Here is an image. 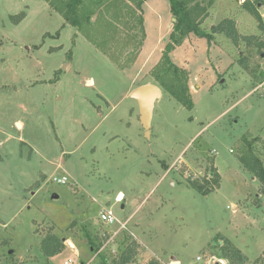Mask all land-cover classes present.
<instances>
[{
	"label": "rangeland",
	"instance_id": "374dc122",
	"mask_svg": "<svg viewBox=\"0 0 264 264\" xmlns=\"http://www.w3.org/2000/svg\"><path fill=\"white\" fill-rule=\"evenodd\" d=\"M249 1L256 0L191 6L205 9V32L233 19L242 37L264 42L244 9ZM146 4L143 45L121 69L46 1L0 0V264H46L41 243L48 235L65 244L52 264L74 256L76 264H113L130 237L139 245L133 264H230L223 239L247 264L264 258V185L238 159L247 135L264 166V83L251 78L264 72V50L256 41L235 45L214 34L209 43L191 34L171 53L189 73V112L152 77L174 31L170 0ZM21 15L20 23L11 20ZM130 33L141 39L138 30ZM122 47L123 65L134 49ZM145 85L163 92L150 137L131 98ZM215 160L220 187L203 196L189 180L212 179ZM62 177L67 184L56 183ZM107 209L127 229L99 222Z\"/></svg>",
	"mask_w": 264,
	"mask_h": 264
},
{
	"label": "trees",
	"instance_id": "16d2710c",
	"mask_svg": "<svg viewBox=\"0 0 264 264\" xmlns=\"http://www.w3.org/2000/svg\"><path fill=\"white\" fill-rule=\"evenodd\" d=\"M56 11L65 22L75 28L87 41L95 48L111 59L121 69H127L134 64L136 55L143 45L145 38V25L143 16V5L148 0H44ZM194 0H170L171 11L176 19L174 31L171 34L170 42L167 44L161 61L152 71V77L174 101L191 112L195 108L194 101L190 92L189 73L178 67L171 59V53L176 47L191 35L198 38H206L209 43L213 40V35L223 34L225 37L238 45L244 41L249 45L255 42L259 52L264 50V42L256 36L242 37L236 28V23L232 19H226L219 25L213 27V32L208 33L201 29V19L205 15V9H199L198 5L191 4ZM260 0L255 2H245L244 9L259 23V29L264 32V23L259 13L258 5ZM261 5H264L261 4ZM24 15L12 16L11 20L18 24ZM95 17V20H93ZM124 22V23H123ZM133 22V23H132ZM127 27L128 35L120 31V24ZM124 26V27H125ZM125 27V28H126ZM138 30L141 39L131 35V31ZM124 35V41L117 42L118 36ZM258 41V42H257ZM116 44L120 48H116ZM131 46L133 54L123 65L121 58L124 48ZM134 55V57H132ZM239 64L245 71L249 70L247 60L241 59ZM260 70V67H258ZM255 83H264V72L257 76H251ZM238 159L244 168L252 173L264 185V166L263 162L256 155L252 139L247 135L241 139L238 149ZM214 174V175H213ZM212 174V179L189 180V186L203 196L210 195L220 187V175L216 172ZM127 248L122 252L119 259H115L113 264H133L137 258L138 243L131 237ZM220 239V238H219ZM219 239L215 240L217 242ZM225 247L222 248V256L230 261V264H247L248 257L242 253L229 239H223ZM65 250L64 242L56 235H48L41 243L42 254L46 258L55 257ZM264 254V253H263ZM150 264H159L153 261ZM255 264H264V258L259 257Z\"/></svg>",
	"mask_w": 264,
	"mask_h": 264
},
{
	"label": "water",
	"instance_id": "95a60500",
	"mask_svg": "<svg viewBox=\"0 0 264 264\" xmlns=\"http://www.w3.org/2000/svg\"><path fill=\"white\" fill-rule=\"evenodd\" d=\"M176 22L175 19H173ZM139 107V120L146 137H150L156 103L162 98L161 88L154 85L139 87L131 93ZM12 254V251H10ZM50 264V263H47Z\"/></svg>",
	"mask_w": 264,
	"mask_h": 264
},
{
	"label": "built area",
	"instance_id": "2783aa9c",
	"mask_svg": "<svg viewBox=\"0 0 264 264\" xmlns=\"http://www.w3.org/2000/svg\"><path fill=\"white\" fill-rule=\"evenodd\" d=\"M176 168L180 169L181 165L179 163L176 164ZM67 178L62 177L61 179H56L57 184L65 185L67 184ZM99 222L110 226V225H116V224H121L123 229H127L126 223L122 224L121 221L117 218V216L114 214V212L111 209L104 210L100 217H99ZM73 249L72 247H70ZM200 259V258H199ZM66 264H72V260H69Z\"/></svg>",
	"mask_w": 264,
	"mask_h": 264
},
{
	"label": "crops",
	"instance_id": "0c3cea01",
	"mask_svg": "<svg viewBox=\"0 0 264 264\" xmlns=\"http://www.w3.org/2000/svg\"><path fill=\"white\" fill-rule=\"evenodd\" d=\"M147 2H145V4H146ZM145 4H144V6H145ZM147 5V4H146ZM56 12V11H55ZM62 17V16H61ZM233 20V19H232ZM237 28H239L238 27V25H237ZM238 30V29H237ZM241 34V33H240ZM219 71V73H220V69L218 70ZM222 71V70H221ZM221 74V73H220ZM198 78H200V76L198 77ZM210 81L212 82V83H215L216 82V75L214 74V76H210ZM196 79V78H195ZM192 80H193V77H192ZM200 80V79H199ZM263 84V83H262ZM261 84V85H262ZM162 96H163V92H162ZM215 168H217V172H218V174L220 175V176H222V174H221V171H220V168H219V166H218V164H217V162H216V160H215ZM232 206L234 207L235 206V204H232ZM123 208H124V206H123ZM113 211V210H112ZM65 252V251H64ZM63 252V253H64ZM63 253H61V254H59V255H57V256H55V257H52V258H46L45 256H44V258L46 259L45 261H46V264L47 263H50V264H52L50 261L51 260H54V259H56V258H58L59 256H61ZM74 256V255H73ZM74 258H75V256H74ZM74 258H69L66 262H65V264L69 261V260H72V264H76V261L74 260Z\"/></svg>",
	"mask_w": 264,
	"mask_h": 264
},
{
	"label": "bare ground",
	"instance_id": "6f19581e",
	"mask_svg": "<svg viewBox=\"0 0 264 264\" xmlns=\"http://www.w3.org/2000/svg\"><path fill=\"white\" fill-rule=\"evenodd\" d=\"M92 83V82H91ZM19 126L21 127L22 125L21 124H19ZM120 195V197H118V202H122L123 201V194L121 193V194H119ZM70 245V244H69ZM73 245V244H72ZM72 245H70V246H72ZM73 247V246H72ZM175 264H177V263H175Z\"/></svg>",
	"mask_w": 264,
	"mask_h": 264
}]
</instances>
